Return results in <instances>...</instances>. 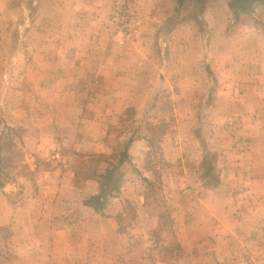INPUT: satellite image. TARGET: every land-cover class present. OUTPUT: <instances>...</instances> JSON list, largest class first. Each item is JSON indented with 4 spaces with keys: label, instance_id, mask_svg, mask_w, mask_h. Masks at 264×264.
Here are the masks:
<instances>
[{
    "label": "rangeland",
    "instance_id": "374dc122",
    "mask_svg": "<svg viewBox=\"0 0 264 264\" xmlns=\"http://www.w3.org/2000/svg\"><path fill=\"white\" fill-rule=\"evenodd\" d=\"M31 1L0 0V264H264L254 216L264 192L244 184L253 165L264 170V81L221 69L225 53L247 60L206 38V49H178L174 86L150 80L155 67L143 79L129 73L128 95L118 97L102 95L108 82L99 78L34 79ZM227 1L246 12L262 3ZM253 63L242 75L264 79V48ZM93 117L99 126L86 122ZM129 140L131 160L109 184L122 202L95 214L76 186L97 163L115 165ZM51 192L66 203H42Z\"/></svg>",
    "mask_w": 264,
    "mask_h": 264
},
{
    "label": "crops",
    "instance_id": "0c3cea01",
    "mask_svg": "<svg viewBox=\"0 0 264 264\" xmlns=\"http://www.w3.org/2000/svg\"><path fill=\"white\" fill-rule=\"evenodd\" d=\"M129 1L138 13L137 23L131 36L122 44H118L114 29L109 23L112 0H32L31 31L32 29L38 30V39L33 43L31 41V50L33 48L31 70L39 74L34 79L68 80V73L77 75L76 80L99 78L108 82L106 90L101 94L118 97L128 95L127 86H124L122 82L129 79V73L137 74L132 75V79H143L145 75L142 72L146 71V68L150 67L153 70L155 67L150 80H170L174 86V81L181 78L179 64L183 62L180 58H174L175 55L178 56V49L187 47L185 42L189 47L199 46L206 49L205 39L213 38L218 40L217 44L221 47L233 49V53L230 54L247 60L246 63L242 60L234 62L232 57L227 60L228 53H225L226 61L221 63L224 66L221 67L224 74L231 71L235 73L233 77L237 80L245 78L252 81L257 80L258 86H260V80L264 81L256 74L255 76L242 75V72L248 71L249 65L253 67V58L256 53H259V48H264V31H260L261 26H259L264 24V0L258 6H252L248 12L233 10L227 0H188L189 4H186L185 0ZM184 7L187 11L182 12ZM188 8L195 9V12H190ZM183 30H185V35L188 34L186 39L183 36ZM192 37H198L200 40L193 42ZM119 53L124 54L119 55ZM245 64L247 65L244 68ZM52 65L65 66L51 68ZM170 68L171 71H169ZM49 72L57 75H50ZM187 74H189L187 78L190 79V72ZM227 78L226 75L222 76L223 80ZM150 90L154 92L155 88H150ZM157 93L160 91H155V94ZM113 100L116 101V105H110L108 114L112 119L116 112L119 115L118 109H121L119 99L114 98ZM86 122L91 127L99 126L98 118L93 117L91 122L89 120ZM94 140L99 142L100 137L97 136ZM139 143H141L140 140L133 143L135 148L139 146ZM92 146L96 148L93 150L98 154L104 151L99 144H92ZM129 149L127 151L128 160H131ZM126 163L128 161L124 162L116 172L120 171ZM253 166L249 169L247 181L244 184L254 188L258 187V190L261 189L264 192V170L259 173L260 169ZM112 167L109 163L99 162L95 175L97 177L104 175L106 170ZM102 184L93 179L80 181L75 189V195L81 196L79 203H83L84 196L98 195ZM62 189L60 188L59 194ZM251 192L253 191L250 190L249 193ZM56 194L57 192L54 194L51 192L50 195L53 198L45 197L42 203H66L60 195L57 199ZM121 202V196L109 194L103 213L112 208L109 203ZM85 208L95 213L90 208ZM256 210L261 211L259 214L254 213L255 219L258 220L257 224L264 226V203Z\"/></svg>",
    "mask_w": 264,
    "mask_h": 264
},
{
    "label": "built area",
    "instance_id": "2783aa9c",
    "mask_svg": "<svg viewBox=\"0 0 264 264\" xmlns=\"http://www.w3.org/2000/svg\"><path fill=\"white\" fill-rule=\"evenodd\" d=\"M137 18L138 13L129 0H112L109 23L114 29L118 44H122L125 39L131 36Z\"/></svg>",
    "mask_w": 264,
    "mask_h": 264
},
{
    "label": "trees",
    "instance_id": "16d2710c",
    "mask_svg": "<svg viewBox=\"0 0 264 264\" xmlns=\"http://www.w3.org/2000/svg\"><path fill=\"white\" fill-rule=\"evenodd\" d=\"M129 146H130V141L126 143L123 151L119 154V159L116 163V166H113L111 169L106 170L104 175H100L98 177L96 175H92V177L86 179L88 180V179L97 178L99 180H102L103 184H102L100 193L98 195H94V196H91L85 199L82 203L83 206L90 208L95 213H98L101 215L103 214V210L105 209L106 204H107V196L111 193L112 190L116 189V187H109V184L112 182L113 176L116 170L119 167H121L124 164V162L128 161L129 157H128L127 151H128ZM205 175L212 176L210 175V169H208ZM216 184L217 182L215 181L214 185Z\"/></svg>",
    "mask_w": 264,
    "mask_h": 264
},
{
    "label": "flooded vegetation",
    "instance_id": "af4514ba",
    "mask_svg": "<svg viewBox=\"0 0 264 264\" xmlns=\"http://www.w3.org/2000/svg\"><path fill=\"white\" fill-rule=\"evenodd\" d=\"M251 1H253V0H246L245 2H243V3H246L247 4V2H251Z\"/></svg>",
    "mask_w": 264,
    "mask_h": 264
},
{
    "label": "water",
    "instance_id": "95a60500",
    "mask_svg": "<svg viewBox=\"0 0 264 264\" xmlns=\"http://www.w3.org/2000/svg\"><path fill=\"white\" fill-rule=\"evenodd\" d=\"M242 2H245L246 0H241ZM254 1H263V0H254Z\"/></svg>",
    "mask_w": 264,
    "mask_h": 264
}]
</instances>
